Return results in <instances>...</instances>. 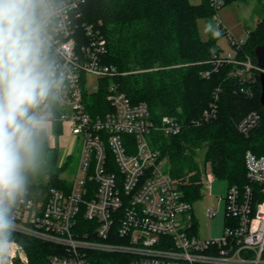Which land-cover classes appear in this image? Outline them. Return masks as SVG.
Returning a JSON list of instances; mask_svg holds the SVG:
<instances>
[{"label":"built area","instance_id":"obj_1","mask_svg":"<svg viewBox=\"0 0 264 264\" xmlns=\"http://www.w3.org/2000/svg\"><path fill=\"white\" fill-rule=\"evenodd\" d=\"M209 1L218 10L226 0ZM81 2L73 0L69 23L57 37L62 62L76 74L50 134L64 135L67 129L80 144L79 160L70 178L68 172L61 174L62 186L33 190L31 202L17 215L16 233L59 245L61 253L49 256V264H264V154L247 150L249 182L228 184L223 235H198L193 203L169 175L168 159L155 144L158 133H180L183 121L174 115L156 121L147 102H133L121 90L113 80L117 67L106 61L108 47L100 29L75 20ZM229 37L233 49L214 54L203 76L233 64L229 75L252 97L255 73L263 69L250 55L239 57L247 37ZM90 76L96 78L92 84ZM101 91L110 107L93 115L89 105ZM221 91L216 88L210 108L193 124L217 115ZM260 120L261 113L251 110L237 128L248 135ZM58 165H63L60 157ZM206 213L213 218L217 210L208 207ZM8 264H31L17 239Z\"/></svg>","mask_w":264,"mask_h":264},{"label":"trees","instance_id":"obj_2","mask_svg":"<svg viewBox=\"0 0 264 264\" xmlns=\"http://www.w3.org/2000/svg\"><path fill=\"white\" fill-rule=\"evenodd\" d=\"M216 12L209 0L192 3L190 0H82L75 12L78 24L93 23L107 42L106 61L115 65L119 74L113 77L133 102L145 101L153 118L160 121L165 115L177 116L183 129L173 136L158 133L155 144L166 155L169 175L190 202L200 199L208 181L210 168L215 177L228 184L244 186L245 153L252 150L264 154V108L261 103L260 75L255 73L254 96L240 90L239 80L229 75L233 64H224L209 77L203 72L211 69L208 62L223 49L218 37L210 32L203 39L200 18H211ZM264 43V18L239 52L240 58L250 55L257 62L255 49ZM106 82V81H105ZM222 88L217 115L200 125L192 123L210 108L214 92ZM106 92L95 94L89 105L93 115L107 111L110 103ZM251 110L261 113V120L250 134L239 132L237 123ZM60 131V124L56 125ZM53 170L46 181L35 187H60L61 167L59 150L50 143ZM206 147L205 168L196 160L197 151ZM24 244L31 264H49V256L61 253L62 248L51 242L16 233Z\"/></svg>","mask_w":264,"mask_h":264},{"label":"clouds","instance_id":"obj_3","mask_svg":"<svg viewBox=\"0 0 264 264\" xmlns=\"http://www.w3.org/2000/svg\"><path fill=\"white\" fill-rule=\"evenodd\" d=\"M72 4L0 0V264L16 243L19 210L53 170L49 137L76 74L57 46Z\"/></svg>","mask_w":264,"mask_h":264},{"label":"rangeland","instance_id":"obj_4","mask_svg":"<svg viewBox=\"0 0 264 264\" xmlns=\"http://www.w3.org/2000/svg\"><path fill=\"white\" fill-rule=\"evenodd\" d=\"M190 1L200 3L202 0ZM263 18L264 0H226L211 18H200L198 23L201 37L206 40L212 32L214 36L218 37V44L223 52L227 53L233 49L232 39L229 35L235 39L247 37ZM209 25H211V29H209ZM95 80L94 76H90L88 84H92ZM49 140L50 143L56 140L55 144L63 163L61 174L68 172L67 176L70 178L79 160L80 144L74 141L67 129L64 135L56 133L50 136ZM205 151L206 147L198 150L196 154V160L203 169H206ZM207 177L209 184L206 186L203 196L193 204V213L197 223L196 231L202 237H220L223 235L225 227L223 196L227 191L228 181L215 177L210 168L207 170ZM208 207H214L217 210V214L213 218H210L206 213Z\"/></svg>","mask_w":264,"mask_h":264},{"label":"water","instance_id":"obj_5","mask_svg":"<svg viewBox=\"0 0 264 264\" xmlns=\"http://www.w3.org/2000/svg\"><path fill=\"white\" fill-rule=\"evenodd\" d=\"M255 53L257 56V62L258 65L263 69L260 73V81L262 86V92H261V103L264 108V43L258 45L255 49Z\"/></svg>","mask_w":264,"mask_h":264}]
</instances>
